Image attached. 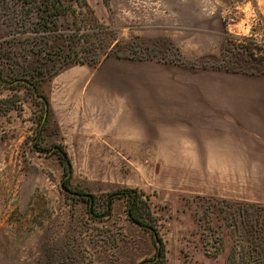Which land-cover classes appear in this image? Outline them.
I'll list each match as a JSON object with an SVG mask.
<instances>
[{
  "label": "rangeland",
  "instance_id": "1",
  "mask_svg": "<svg viewBox=\"0 0 264 264\" xmlns=\"http://www.w3.org/2000/svg\"><path fill=\"white\" fill-rule=\"evenodd\" d=\"M60 4L0 0V79L38 89L66 65L109 51L164 62L174 74H220L214 64L243 55L240 44L264 59V0ZM25 86L0 81V264H139L153 253L151 234L126 218L124 198L94 219L62 185L66 176L72 192L140 191L165 264H264V205L178 191L174 160L124 157L99 140L78 142L83 136L65 135L51 120L41 130V103Z\"/></svg>",
  "mask_w": 264,
  "mask_h": 264
},
{
  "label": "crops",
  "instance_id": "2",
  "mask_svg": "<svg viewBox=\"0 0 264 264\" xmlns=\"http://www.w3.org/2000/svg\"><path fill=\"white\" fill-rule=\"evenodd\" d=\"M216 71L174 74L164 62L108 54L66 65L38 90L47 121L78 142L174 160L178 191L264 205V73Z\"/></svg>",
  "mask_w": 264,
  "mask_h": 264
},
{
  "label": "trees",
  "instance_id": "3",
  "mask_svg": "<svg viewBox=\"0 0 264 264\" xmlns=\"http://www.w3.org/2000/svg\"><path fill=\"white\" fill-rule=\"evenodd\" d=\"M52 5L54 7H60V0H52ZM57 13L53 16V21H55L57 17ZM224 49L227 48V44L223 46ZM240 50L242 51L241 56L236 57L235 59H227L222 57V59L214 64L216 68H224L227 70H241V71H248V72H255L260 71L264 65V59L258 58L254 56L252 52L248 50L245 46L239 45ZM109 51L107 54H110ZM224 55V54H222ZM100 59H93L91 60L92 63L96 64ZM34 86L36 87L37 94L41 98H37L33 95V98L36 102L41 103V130L44 128L47 115H48V106L46 97L41 94L35 82L32 81ZM29 88L28 86H25ZM47 111L46 118L42 121L44 111ZM58 156L60 161L64 164L66 168V172H69L70 162L67 157V153L61 147L58 148ZM67 177V176H66ZM64 177L62 180V185L65 187L68 193L73 194L75 199H80L86 203L87 212L90 217L94 219H99L104 216H109L112 211L114 200L117 198H124L125 200V211H126V218L136 224L137 226L141 227L142 229L148 231L151 234L152 242L154 245L153 253L143 259L140 260L139 264H165L166 262V250L165 244L159 231L156 227V217L153 214L147 200L143 197V194L134 189V188H116L114 190L107 191L101 195L84 192L81 190L78 191H71L70 188L67 187V178Z\"/></svg>",
  "mask_w": 264,
  "mask_h": 264
},
{
  "label": "water",
  "instance_id": "4",
  "mask_svg": "<svg viewBox=\"0 0 264 264\" xmlns=\"http://www.w3.org/2000/svg\"><path fill=\"white\" fill-rule=\"evenodd\" d=\"M0 81L3 82V83H6V84H12V83H16V82H21V83H23V84H25V85H27V86H30V87L32 88V90H33V94H34L35 97H37V98H41V97L37 94V91H36L35 86H34L30 81H28V80H26V79L18 78V79H14V80H12V81H6V80H3V79H0ZM46 113H47V111H46V109H45V111H44V113H43L42 121L45 120V118H46Z\"/></svg>",
  "mask_w": 264,
  "mask_h": 264
}]
</instances>
